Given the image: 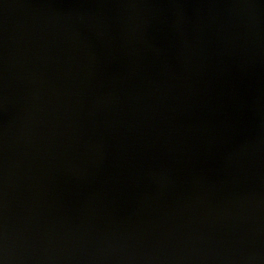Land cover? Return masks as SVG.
Segmentation results:
<instances>
[{
  "label": "water",
  "instance_id": "95a60500",
  "mask_svg": "<svg viewBox=\"0 0 264 264\" xmlns=\"http://www.w3.org/2000/svg\"><path fill=\"white\" fill-rule=\"evenodd\" d=\"M0 264H264V0H0Z\"/></svg>",
  "mask_w": 264,
  "mask_h": 264
}]
</instances>
